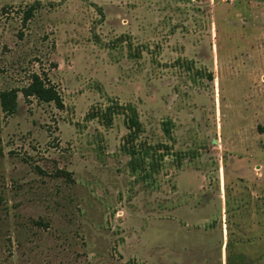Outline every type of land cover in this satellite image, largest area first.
<instances>
[{"label":"rangeland","instance_id":"obj_1","mask_svg":"<svg viewBox=\"0 0 264 264\" xmlns=\"http://www.w3.org/2000/svg\"><path fill=\"white\" fill-rule=\"evenodd\" d=\"M12 88L0 264H264V0H0Z\"/></svg>","mask_w":264,"mask_h":264},{"label":"trees","instance_id":"obj_2","mask_svg":"<svg viewBox=\"0 0 264 264\" xmlns=\"http://www.w3.org/2000/svg\"><path fill=\"white\" fill-rule=\"evenodd\" d=\"M31 13L32 7L28 10L26 18H29ZM21 91L26 97L36 96L42 101H54L57 104L62 105V100L58 91L53 86H48L41 76L36 73L32 75L31 83L27 86H24ZM18 92V89L12 88L4 90L0 93V105L4 111L8 113H13L16 111L18 106ZM127 107L128 108L126 109L133 111L131 115L127 116L128 127L131 130L137 131V129L140 127V122L136 117V111L132 109V106L127 105ZM233 243L234 242L231 239V241H229L228 254L233 253Z\"/></svg>","mask_w":264,"mask_h":264}]
</instances>
